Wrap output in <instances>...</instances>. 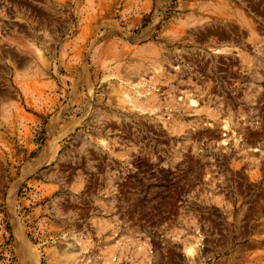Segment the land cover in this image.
Returning <instances> with one entry per match:
<instances>
[{
  "label": "rangeland",
  "instance_id": "rangeland-1",
  "mask_svg": "<svg viewBox=\"0 0 264 264\" xmlns=\"http://www.w3.org/2000/svg\"><path fill=\"white\" fill-rule=\"evenodd\" d=\"M0 264H264V0H0Z\"/></svg>",
  "mask_w": 264,
  "mask_h": 264
},
{
  "label": "bare ground",
  "instance_id": "bare-ground-1",
  "mask_svg": "<svg viewBox=\"0 0 264 264\" xmlns=\"http://www.w3.org/2000/svg\"><path fill=\"white\" fill-rule=\"evenodd\" d=\"M188 102L190 103V105H195L196 104V101L194 99H192V98L188 99Z\"/></svg>",
  "mask_w": 264,
  "mask_h": 264
}]
</instances>
